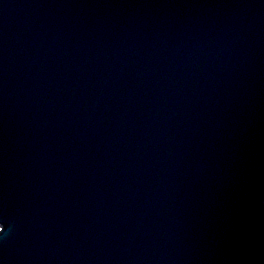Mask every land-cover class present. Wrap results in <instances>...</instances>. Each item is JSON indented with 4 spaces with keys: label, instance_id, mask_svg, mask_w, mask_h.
<instances>
[{
    "label": "water",
    "instance_id": "95a60500",
    "mask_svg": "<svg viewBox=\"0 0 264 264\" xmlns=\"http://www.w3.org/2000/svg\"><path fill=\"white\" fill-rule=\"evenodd\" d=\"M264 0H0V264H264Z\"/></svg>",
    "mask_w": 264,
    "mask_h": 264
},
{
    "label": "snow or ice",
    "instance_id": "6c2138e0",
    "mask_svg": "<svg viewBox=\"0 0 264 264\" xmlns=\"http://www.w3.org/2000/svg\"><path fill=\"white\" fill-rule=\"evenodd\" d=\"M4 230V224L3 222H0V232H2Z\"/></svg>",
    "mask_w": 264,
    "mask_h": 264
},
{
    "label": "clouds",
    "instance_id": "9594fccd",
    "mask_svg": "<svg viewBox=\"0 0 264 264\" xmlns=\"http://www.w3.org/2000/svg\"><path fill=\"white\" fill-rule=\"evenodd\" d=\"M261 205H262V207H264V200L261 201Z\"/></svg>",
    "mask_w": 264,
    "mask_h": 264
}]
</instances>
